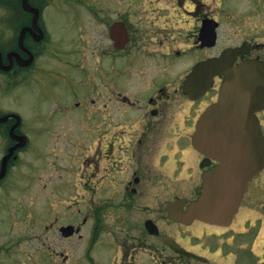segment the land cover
<instances>
[{
	"label": "flooded vegetation",
	"instance_id": "af4514ba",
	"mask_svg": "<svg viewBox=\"0 0 264 264\" xmlns=\"http://www.w3.org/2000/svg\"><path fill=\"white\" fill-rule=\"evenodd\" d=\"M52 1L27 0L29 8L25 9L22 0H0L8 4L0 6L3 32L0 58L3 67H10L8 70L0 68V75L5 87L23 85L25 79L39 77L36 81L29 80L42 87V96H47L52 105L48 108L49 112L33 119L60 122L50 117L51 111L66 112L72 107L88 108L90 105L94 108L95 135L100 148L96 161L98 158L99 163L106 161L98 168V188L118 183L123 164L131 171L129 176L125 174L121 178L125 180L119 182L126 195L137 196L148 185L159 187L164 183L163 163H158L157 168L151 164V157L153 159L155 155L154 146L163 141L175 142V145L190 143L199 115L216 98L219 77L215 78L216 86L200 98H192L185 92L184 81L194 65L218 56L227 48L234 50V65L250 60L264 65V22L261 21L264 0H146L143 4L142 0H129L125 9H140L141 15L136 17L137 21L128 24L118 13L121 9L117 8V0H61V4L56 6L51 4ZM215 1L222 11L214 9ZM52 8L65 18L66 28L71 33V38L63 40L62 46L56 48L47 28ZM182 11L189 13L188 23L180 21ZM254 16L259 20L252 21ZM214 22L217 23L215 44ZM222 24L226 26L227 42L215 52ZM89 63L92 68H88ZM46 78L66 82L69 90L74 89L69 86L73 81L85 90L84 95L77 98L75 93L71 94L70 101H58L47 91L43 82ZM83 97L88 99L86 106ZM6 115L18 114L0 113V118ZM255 116L264 138V109L256 112ZM15 122L16 119L11 117L0 123V143L5 148L0 164L9 150L12 152L0 181L7 177L28 144L22 132L21 117L13 129L14 135L9 136ZM188 146L191 147L190 144ZM193 151L195 156L190 159L195 162L190 167L195 171L188 174L194 180V186L190 193L179 197L185 199L184 206L197 199L196 189L201 186L204 172L216 163ZM184 152L187 150L181 153ZM163 158L165 154L160 155L159 160ZM201 163L208 165L201 167ZM30 184L23 181L11 193L5 204V214L11 217L17 213V219L15 221L11 217L12 225L5 232L0 230V238H5L11 246H19L22 242L24 246L29 244L25 249L29 250L27 253H30L31 261L21 264H36L32 260L36 253H41V257L48 260L53 254L56 256L53 236L57 218L53 217L51 205L45 198L40 199L42 207H38L39 200L35 196L31 199L14 197V194L31 190ZM160 200L159 204L165 205V199ZM263 206L264 168L249 180L238 211L228 226L195 221L214 228V231L220 230L217 232L225 237L220 246L213 245L208 249L210 259L217 255L227 264H264V233L259 236L258 228L260 217L253 221L239 220L245 209L259 213V208ZM21 222L24 229H16ZM85 224L86 218L83 217L82 226ZM233 224L237 229L232 227ZM62 226H72V234L63 237L59 229ZM82 226L66 224L57 230L63 239L76 237L80 240ZM97 226L96 223V229ZM94 233L93 230L92 235ZM209 233L211 238L215 237L213 231ZM158 235L157 227V234L149 236ZM26 239L29 240L24 242ZM4 241H0V256L5 249ZM179 252L195 256L182 249ZM206 262L216 264L214 261ZM0 264L13 263L0 261Z\"/></svg>",
	"mask_w": 264,
	"mask_h": 264
},
{
	"label": "rangeland",
	"instance_id": "374dc122",
	"mask_svg": "<svg viewBox=\"0 0 264 264\" xmlns=\"http://www.w3.org/2000/svg\"><path fill=\"white\" fill-rule=\"evenodd\" d=\"M60 1L53 0L51 4L60 5ZM128 1L117 0V8L121 9L118 13L127 24L137 21L136 17L141 15L140 9L138 11L125 9ZM145 2L146 0H142V4ZM216 2L214 9L222 11V7H218ZM4 5L8 4L0 2V6ZM50 11L47 28L49 35L55 41L54 48H56L62 46L63 40L70 39L71 33L66 28L65 18L58 10L52 8ZM219 18L222 20L221 15ZM189 20V13L182 11L180 21L188 23ZM258 20L256 16L252 19V21ZM261 21L264 22V13ZM1 28L0 22V39L3 34ZM225 29L226 26L222 24L218 31L215 52L226 45ZM88 68H92L91 63ZM38 78L25 79L23 85L5 87L2 83L3 76L0 75V113L19 114L22 119V132L28 140L27 147L20 153L14 167L10 169L7 177L0 181L2 232L12 225L13 219L15 221L17 219V213L12 214V220L11 217H7L5 204L10 199L11 193L17 190V185L28 181L31 183V190L26 193L21 192L19 195L14 194V197L29 199L35 196L39 200L38 207H42L40 199L45 198L51 205L53 217L57 218L53 236L56 256L53 254L52 259L48 260L42 258L41 253H36L32 259L36 264H207L206 261L227 264L217 255L210 259L208 254L211 246H220L222 238H225L217 232L220 230L214 231V228L198 222L188 226L169 222L165 218V205L159 204L161 198L165 199V204L174 202L176 198L190 193L194 186V180L189 177L188 172L195 171V168L190 167L195 162L190 159L195 156V152L188 146L189 142H179L180 145H175V142L163 141L154 146L155 155L153 159L151 157V164L157 168L158 163H163L162 170H164V183L159 187L156 184L148 185L140 195H126L119 182L125 180L121 178L127 174L129 176L131 171L130 168H126V164H123L118 183L98 188L96 187L98 168L105 165L106 161L102 160L99 163V158L96 161L100 148L95 135L94 108L90 105L91 108L72 107L66 112L51 111L50 117L59 119L60 122L33 119L35 116L39 118L49 112L48 108L52 105L47 96H42V87L32 84L29 80L36 81ZM28 80L30 82L26 84ZM43 82L47 85V91L58 101H70L71 94L75 93L77 98L84 95L85 90L79 88L73 81L69 83L73 90H69L67 83L61 80L52 81L46 78ZM52 90L56 91V95ZM90 96L93 97V94L91 93ZM82 101L86 106L88 99L83 97ZM184 149L187 152L181 153ZM4 150V146L0 143V159ZM162 154H165V158L160 161ZM179 161H181L180 166ZM259 209L262 215L251 209H245L240 214L239 220L241 221L242 218L253 221L260 217L258 228L259 236H262L264 206ZM38 213H41V210H38ZM97 213L98 216H95ZM83 217L86 218V224L82 226ZM97 219L99 223L96 229ZM146 219L154 221L160 235L154 237L145 232L143 223ZM66 224L82 226V239L78 240L76 237L63 239L57 228ZM232 227L236 228L234 224ZM16 229H24L23 222L18 223ZM93 230L94 235H92ZM210 231L214 232L215 237L209 236ZM4 239L0 238V241ZM4 243L5 249L0 261L13 264L31 261L30 253H27L29 250L25 249L29 244L24 246L22 242L19 246H11L6 243V239ZM37 247L40 246L37 244ZM179 249L194 253L195 256L178 253Z\"/></svg>",
	"mask_w": 264,
	"mask_h": 264
},
{
	"label": "water",
	"instance_id": "95a60500",
	"mask_svg": "<svg viewBox=\"0 0 264 264\" xmlns=\"http://www.w3.org/2000/svg\"><path fill=\"white\" fill-rule=\"evenodd\" d=\"M22 5L29 8L26 0H22ZM233 54V50L228 49L218 57L198 63L185 80L184 90L194 98L212 86L213 77L221 76L216 101L200 115L191 139V146L216 164L204 172L202 184L196 190L199 196L186 209L183 210L184 199L166 205V216L171 221L184 225L193 220L229 225L248 181L264 168V138L255 117V112L264 109V65L246 61L234 67ZM0 68L8 70L10 67H3L0 60ZM7 118H1L0 122ZM11 154L9 150L1 162L0 179ZM207 165L201 163L200 166ZM145 228L148 233L157 234L150 220L145 222ZM60 231L68 237L73 227H62Z\"/></svg>",
	"mask_w": 264,
	"mask_h": 264
}]
</instances>
